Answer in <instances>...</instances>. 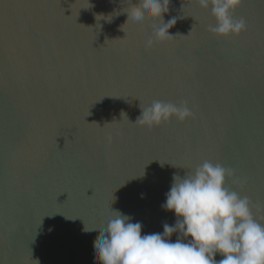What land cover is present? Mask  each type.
<instances>
[{
  "label": "water",
  "instance_id": "1",
  "mask_svg": "<svg viewBox=\"0 0 264 264\" xmlns=\"http://www.w3.org/2000/svg\"><path fill=\"white\" fill-rule=\"evenodd\" d=\"M132 3L0 0V264H99L114 211L163 233L174 175L206 160L264 224V0H243L247 31L229 37L211 6L170 0L174 37L151 48L159 21L127 22ZM154 100L195 118L135 124Z\"/></svg>",
  "mask_w": 264,
  "mask_h": 264
},
{
  "label": "clouds",
  "instance_id": "2",
  "mask_svg": "<svg viewBox=\"0 0 264 264\" xmlns=\"http://www.w3.org/2000/svg\"><path fill=\"white\" fill-rule=\"evenodd\" d=\"M197 2L203 8L211 6L216 24L210 25L209 31L214 35L239 36L247 31L246 20L234 16L243 0ZM169 4L170 0H138L125 11L127 22L132 20L138 26L159 21L153 24L146 47L174 37L169 29L176 18L163 19ZM141 109L135 124L148 128L170 122L173 117L181 122L195 118L187 101L154 100ZM233 176V169L207 160L194 173L188 172L183 178L174 175L162 208L173 211L177 220L174 226L165 223L163 233L142 235L140 222L132 223L128 216L114 211L115 216L99 229L93 241L99 264H264V224L254 217L249 198L226 186ZM95 229L86 227L85 231ZM174 233L180 234L175 242L171 240ZM218 253L223 257L219 261Z\"/></svg>",
  "mask_w": 264,
  "mask_h": 264
}]
</instances>
